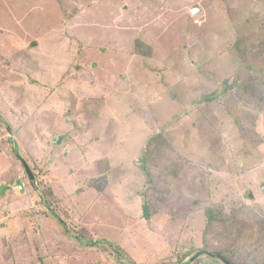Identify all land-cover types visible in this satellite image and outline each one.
<instances>
[{
	"label": "rangeland",
	"instance_id": "rangeland-1",
	"mask_svg": "<svg viewBox=\"0 0 264 264\" xmlns=\"http://www.w3.org/2000/svg\"><path fill=\"white\" fill-rule=\"evenodd\" d=\"M263 230L264 0H0V264H259Z\"/></svg>",
	"mask_w": 264,
	"mask_h": 264
},
{
	"label": "trees",
	"instance_id": "trees-1",
	"mask_svg": "<svg viewBox=\"0 0 264 264\" xmlns=\"http://www.w3.org/2000/svg\"><path fill=\"white\" fill-rule=\"evenodd\" d=\"M213 96H215V95H213ZM261 97H262V96H261ZM208 215H209V220H210V222H212V221L214 220V218H215V217H214V211H212V209H209V210H208ZM59 219H61V218L59 217ZM60 222H61V221H60ZM62 223H64V222L62 221ZM263 231H264V230H263ZM85 238H86V237H85ZM88 242H89V243H93L92 240H89ZM112 246H113L114 250L117 251V255H118L119 257H125V259H126V261H124L125 264H128L127 262L131 263V262H130V259L127 258V255L125 256V252H124L123 249H121L119 246H116V245H113V244H112ZM260 249H261V248H260ZM231 252L233 253L234 251H231ZM216 254H217L218 257H220L225 263L228 262L229 264H241V263H239V262L237 261V258H236V254H235V253L231 254V253H227L225 250H218V251L216 252ZM261 255H262V258H261L259 264H264V248H263V250L261 251ZM226 264H227V263H226Z\"/></svg>",
	"mask_w": 264,
	"mask_h": 264
},
{
	"label": "water",
	"instance_id": "water-1",
	"mask_svg": "<svg viewBox=\"0 0 264 264\" xmlns=\"http://www.w3.org/2000/svg\"><path fill=\"white\" fill-rule=\"evenodd\" d=\"M24 165H25V169L28 171V173H30V169L29 166L26 164V162L24 161ZM227 264H229L228 262H226Z\"/></svg>",
	"mask_w": 264,
	"mask_h": 264
},
{
	"label": "built area",
	"instance_id": "built-area-1",
	"mask_svg": "<svg viewBox=\"0 0 264 264\" xmlns=\"http://www.w3.org/2000/svg\"><path fill=\"white\" fill-rule=\"evenodd\" d=\"M20 189H22L23 188V186H22V184H20V185H17Z\"/></svg>",
	"mask_w": 264,
	"mask_h": 264
},
{
	"label": "clouds",
	"instance_id": "clouds-1",
	"mask_svg": "<svg viewBox=\"0 0 264 264\" xmlns=\"http://www.w3.org/2000/svg\"><path fill=\"white\" fill-rule=\"evenodd\" d=\"M25 167V166H24ZM27 171V170H26ZM28 172V171H27Z\"/></svg>",
	"mask_w": 264,
	"mask_h": 264
}]
</instances>
